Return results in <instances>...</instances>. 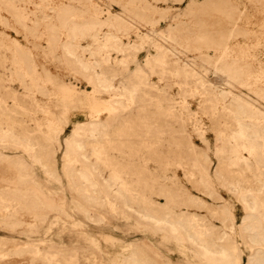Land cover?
I'll return each mask as SVG.
<instances>
[{"label":"rangeland","instance_id":"374dc122","mask_svg":"<svg viewBox=\"0 0 264 264\" xmlns=\"http://www.w3.org/2000/svg\"><path fill=\"white\" fill-rule=\"evenodd\" d=\"M0 59V264H264V0H0Z\"/></svg>","mask_w":264,"mask_h":264},{"label":"bare ground","instance_id":"6f19581e","mask_svg":"<svg viewBox=\"0 0 264 264\" xmlns=\"http://www.w3.org/2000/svg\"><path fill=\"white\" fill-rule=\"evenodd\" d=\"M13 1V0H12ZM64 1V0H63ZM18 2V1H17ZM89 7V6H88ZM98 7V6H97ZM37 10V9H36ZM18 11V10H17ZM75 13V12H74ZM63 14V13H62ZM14 16V15H13ZM24 17V16H23ZM61 17H62V15H61ZM67 18V17H66ZM50 19V18H49ZM47 20V19H46ZM25 21V20H24ZM53 22V21H52ZM26 24V23H25ZM49 24V23H48ZM134 24V23H133ZM106 25V24H105ZM22 27V26H21ZM132 29V28H131ZM93 31H94V29H93ZM68 32H69V30H68ZM52 33V32H51ZM125 33V32H124ZM98 35V34H97ZM115 35V34H114ZM125 35V34H124ZM92 36V35H91ZM147 36V35H146ZM163 36V35H162ZM108 37V36H107ZM90 38V37H89ZM172 38V37H171ZM48 39V38H47ZM6 41V40H5ZM53 41V40H52ZM74 41V40H73ZM57 42V41H56ZM127 42V41H126ZM178 42V41H177ZM8 43V42H7ZM50 43V42H49ZM133 44V43H132ZM73 45V44H72ZM161 45V44H160ZM63 47V46H62ZM121 48V47H120ZM11 49V48H10ZM87 50V49H86ZM98 50V49H97ZM125 50V49H124ZM187 50V49H186ZM8 53V52H7ZM42 53V52H41ZM161 54V53H160ZM171 54V53H170ZM70 56V55H69ZM125 56V55H124ZM172 56V55H171ZM8 57V56H7ZM6 57V58H7ZM95 58V57H94ZM109 58V57H108ZM162 59V58H161ZM171 59V58H170ZM1 60V59H0ZM178 60V59H177ZM191 60V59H190ZM108 61V60H107ZM11 62V61H10ZM12 63V62H11ZM30 63V62H29ZM156 63V62H155ZM178 63V62H177ZM191 63V62H190ZM101 64V63H100ZM99 64V65H100ZM82 66V65H81ZM80 66V67H81ZM103 66V65H102ZM187 66V65H186ZM162 67V66H161ZM202 67V66H201ZM206 67V66H205ZM211 68V67H210ZM24 69V68H23ZM29 70V69H28ZM85 70V69H84ZM192 70V69H191ZM83 71V70H82ZM88 71V70H87ZM101 71V70H100ZM178 71V70H177ZM96 72V71H95ZM217 72V71H216ZM222 72V71H221ZM220 72V73H221ZM234 72V71H233ZM11 73V72H10ZM17 73V72H16ZM101 73V72H100ZM175 74V73H174ZM27 75V74H26ZM96 75V74H95ZM83 76V75H82ZM112 76V75H111ZM175 76V75H174ZM239 79V78H238ZM226 80V79H225ZM229 80V79H228ZM23 82V81H22ZM25 82V81H24ZM222 82V81H221ZM26 83V82H25ZM196 84V83H195ZM45 85V84H44ZM147 85V84H146ZM228 87H230V86H228ZM123 88V87H122ZM188 88V87H187ZM208 88V87H207ZM104 89V88H103ZM108 89V88H107ZM102 90V89H101ZM120 90V89H119ZM203 90V89H202ZM209 90V89H208ZM214 92V91H213ZM219 95V94H218ZM224 95V94H223ZM130 96H131V94H130ZM231 96V95H230ZM218 97V96H217ZM29 98V97H28ZM33 98V97H32ZM4 99V98H3ZM141 99V98H140ZM212 100V99H211ZM235 100V99H234ZM240 100V99H239ZM248 100V99H247ZM149 101V100H148ZM219 101V100H218ZM129 102V101H128ZM258 102V101H257ZM167 103V102H166ZM239 103V102H238ZM108 104H109V102H108ZM165 105V104H164ZM76 106V105H75ZM117 106V105H116ZM228 106V105H227ZM26 108V107H25ZM36 108V107H35ZM145 108V107H144ZM147 108V107H146ZM187 108V107H186ZM242 108H244V107H242ZM16 109V108H15ZM38 109V108H37ZM208 109V108H207ZM215 110V109H214ZM226 110V109H225ZM228 110V109H227ZM245 110V109H244ZM145 111V110H144ZM232 111V110H231ZM149 112V111H148ZM154 112V111H153ZM227 113V112H226ZM244 113V112H243ZM260 113V112H259ZM33 114V113H32ZM257 114V113H256ZM8 116V115H7ZM227 117V116H226ZM7 118V117H6ZM119 118V117H118ZM151 118V117H150ZM164 118V117H163ZM145 119H148V118H145ZM233 119V118H232ZM185 120V119H184ZM129 121V120H128ZM139 121V120H138ZM219 121V120H218ZM232 121V120H231ZM68 122V121H67ZM253 122H255V121H253ZM132 123V122H131ZM135 123V122H134ZM165 123V122H164ZM99 124V123H98ZM133 124V123H132ZM140 124V123H139ZM153 124V123H152ZM166 124V123H165ZM128 125V124H127ZM91 126V125H90ZM180 127V126H179ZM222 127V126H221ZM230 127V126H229ZM232 127V126H231ZM46 128V127H45ZM119 128V127H118ZM119 129H121V128H119ZM148 130V129H147ZM264 130V129H263ZM91 131V130H90ZM92 131H94V129L92 130ZM163 131V130H162ZM262 131V130H261ZM44 132V131H43ZM82 132V131H81ZM236 132H237V130H236ZM5 133H7V132H5ZM93 133V132H92ZM112 133H114V132H112ZM8 134V133H7ZM184 135V134H183ZM231 135V134H230ZM92 136V135H91ZM127 136V135H126ZM147 136V135H146ZM125 137V136H124ZM220 137V136H219ZM146 138V137H145ZM158 138V137H157ZM175 138V137H174ZM253 138V137H252ZM117 139V138H116ZM173 139V138H172ZM177 139V138H176ZM233 140V139H232ZM77 142H78V140H77ZM151 142V141H150ZM228 143V142H227ZM139 144V143H138ZM169 144V143H168ZM47 145V144H46ZM100 145V144H99ZM75 146H77L76 144H75ZM128 146V145H127ZM162 146V145H161ZM264 146V145H263ZM168 147V146H167ZM178 147V146H177ZM103 148V147H102ZM143 148V147H142ZM123 149V148H122ZM135 149V148H134ZM139 149V148H138ZM4 150V149H3ZM22 150V149H21ZM46 150V149H45ZM44 150V151H45ZM132 150V149H131ZM104 151V150H103ZM117 151V150H116ZM122 151V150H121ZM135 151V150H134ZM140 151V150H139ZM51 152V151H50ZM178 152V151H177ZM42 153V152H41ZM46 153V152H45ZM98 153V152H97ZM253 153V152H252ZM56 154V153H55ZM235 154V153H234ZM250 154V153H249ZM196 156V155H195ZM221 156V155H220ZM47 157V156H46ZM187 157V156H186ZM219 157V156H218ZM3 158V157H2ZM5 158V157H4ZM34 158V157H33ZM85 158V157H84ZM66 159V158H65ZM102 160H103V158H102ZM158 160V159H157ZM35 161V160H34ZM186 161V160H185ZM106 162H107V160H106ZM196 162V161H195ZM195 162L193 163L194 165H196L195 164ZM2 163V162H1ZM65 163V162H64ZM81 163V162H80ZM108 163V162H107ZM197 163H198V161H197ZM110 164V163H109ZM178 164V163H177ZM200 164V163H199ZM211 164V163H210ZM118 165V164H117ZM122 165V164H121ZM220 165V164H219ZM185 167H186V165H185ZM199 167V166H198ZM242 167V166H241ZM115 168V167H114ZM133 168V167H132ZM63 169V168H62ZM125 169H126V167H125ZM198 169V168H197ZM246 169V168H245ZM264 169V168H263ZM63 171V170H62ZM129 171V170H128ZM200 171V170H199ZM247 171V170H246ZM202 172V171H201ZM192 173V172H191ZM126 176V175H125ZM137 176V175H136ZM135 176V177H136ZM207 177V176H206ZM52 178V177H51ZM118 178V177H117ZM123 178V177H122ZM83 179H84V177H83ZM90 179V178H89ZM142 179V178H141ZM209 179V178H208ZM54 180V179H53ZM122 181V180H121ZM72 182V181H71ZM111 182V181H110ZM142 183V182H141ZM136 184V183H135ZM115 185V184H114ZM119 185V184H118ZM126 183H123V186H124V188H126ZM139 185H140V183H139ZM97 186V185H96ZM109 186H110V184H109ZM1 188H2V186H0ZM112 187V186H111ZM258 188V187H257ZM262 188H263V186H262ZM118 189H120V188H118ZM116 190V193L119 195V196H122L123 195V191L122 190ZM114 191V190H113ZM125 191V190H124ZM132 193V192H131ZM8 194V193H7ZM127 194V193H126ZM78 195V194H77ZM117 196V195H116ZM124 196H125V193H124ZM39 197V196H38ZM96 198V197H95ZM117 198V197H116ZM126 198H127V196H126ZM129 198H131V197H129ZM141 198V197H140ZM21 199V198H20ZM132 199V198H131ZM6 200V199H5ZM89 200H91V197H90V199ZM88 200V201H89ZM97 200V199H96ZM142 200V199H141ZM104 201V200H103ZM255 201H256V199H255ZM254 201V202H255ZM244 202V201H243ZM134 203V202H133ZM257 203V202H256ZM48 204V203H47ZM53 204V203H52ZM95 204V203H94ZM258 204V203H257ZM28 205V204H27ZM92 205V204H91ZM90 205V206H91ZM96 206V205H95ZM129 206V205H128ZM257 205L255 204V209L254 210H257ZM61 208V207H60ZM92 208V207H91ZM140 208V207H139ZM34 209H35V207H34ZM127 209H129V208H127ZM249 211H251V209L249 210ZM13 213V212H12ZM254 213V211L252 210V214ZM65 214V213H64ZM93 214V213H92ZM107 214V213H106ZM105 214V215H106ZM143 214V213H142ZM151 214V213H150ZM145 215V214H144ZM14 216V215H13ZM151 216V215H150ZM247 216V215H246ZM253 216V215H252ZM255 216V215H254ZM253 216V217H254ZM38 217V216H37ZM252 217V218H253ZM107 218V217H106ZM171 218V217H170ZM44 219V218H43ZM175 219V218H174ZM261 219V218H260ZM100 220V219H99ZM177 220V219H176ZM172 221V220H171ZM91 222V221H90ZM163 222V221H162ZM261 222V221H260ZM101 224V223H100ZM253 224V223H252ZM13 225H15V224H13ZM151 225V224H150ZM168 225V224H167ZM262 225V224H261ZM260 225V226H261ZM156 226V225H155ZM171 226V225H170ZM258 227H259V225H258ZM248 228H250V227H248ZM168 229V228H167ZM199 229V228H198ZM241 229V228H240ZM244 229V228H243ZM252 229V228H251ZM264 229V228H263ZM250 230V229H249ZM248 230V231H249ZM254 230V229H253ZM190 231V230H189ZM233 231V230H232ZM239 232V231H238ZM249 232H251V231H249ZM258 232V231H257ZM254 233V232H253ZM161 234V233H160ZM244 234V233H243ZM259 237H261V236H259ZM263 237V236H262ZM173 238H175V237H173ZM207 238V237H206ZM108 239V238H107ZM245 239V238H244ZM262 240L264 239V237L263 238H261ZM249 240H250V238H249ZM261 240V241H262ZM15 242V241H14ZM187 243V242H186ZM256 243V242H255ZM263 243H264V241H263ZM193 244V243H192ZM195 244V243H194ZM256 246V245H255ZM137 248V247H136ZM201 248V247H200ZM211 248V247H210ZM20 250V249H19ZM142 250V249H141ZM35 251V250H34ZM140 251V250H139ZM226 251V250H225ZM257 251V250H256ZM16 252H18V251H16ZM204 253V252H203ZM208 253V252H207ZM32 254V253H31ZM2 255V254H1ZM217 255V254H216ZM219 255V254H218ZM222 255V254H221ZM230 255V254H229ZM123 256V255H122ZM212 256H213V254H212ZM22 257V256H21ZM229 257V256H228ZM263 257V256H262ZM261 257H259V259H260ZM151 259V258H150ZM43 260V259H42ZM49 260V259H48ZM251 260V259H250ZM128 261V260H127ZM203 261V260H202ZM228 261V260H227ZM237 261V260H236ZM262 261H263V259H262ZM213 262V261H212ZM231 262V261H230ZM264 262V261H263ZM149 263V262H148ZM152 263V262H151ZM219 263V262H218ZM223 263V262H222ZM229 263V262H228ZM260 263V262H259ZM118 264V263H117ZM233 264H235V263H233ZM262 264V263H261Z\"/></svg>","mask_w":264,"mask_h":264}]
</instances>
